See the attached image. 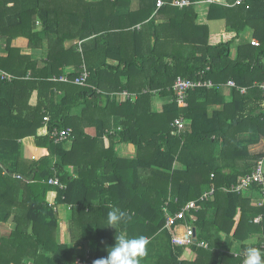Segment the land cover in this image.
<instances>
[{
  "label": "trees",
  "instance_id": "trees-1",
  "mask_svg": "<svg viewBox=\"0 0 264 264\" xmlns=\"http://www.w3.org/2000/svg\"><path fill=\"white\" fill-rule=\"evenodd\" d=\"M166 1L157 10L156 0H68V7L63 0H0V39L7 44L0 68L19 77L0 81V161L10 172L0 170V197L6 199L0 212L14 223L9 238L0 236V264H76L78 257L92 264L107 256L115 236L148 239L165 225L163 207L172 195L178 199L171 205L174 212L198 200L199 209L188 213L187 222L209 247L194 244L198 257L189 261L179 260L185 246L162 255L147 245L139 264H242L244 255L231 251L221 253L219 261L221 237L214 241L211 228L227 233L234 243L253 234L264 237V207L245 196L258 194V186L242 194L223 190L264 156V147L251 150L264 140V91L259 87L264 82V0L210 4L211 20L225 19L236 38L251 29L259 41L258 46L241 41L234 52V40L211 45L208 26L196 24L201 0L183 8ZM17 37L27 38L33 49H45L46 57L23 54L12 46ZM76 38L82 42L65 46ZM84 65L90 70L85 86L52 79L64 74L75 78ZM203 71L216 86L189 91L187 104L179 106L176 78L195 79ZM229 80L247 91L223 86ZM125 90L138 97L119 101L115 94ZM156 95L167 99L161 112L153 107ZM213 104L220 106L210 114ZM47 115L51 120L46 124ZM179 116L188 120L182 131L173 126ZM88 126L95 127L94 136L86 132ZM55 127L72 128V136L55 142ZM32 135L39 147L49 149L48 155L37 160L22 156L19 140ZM125 144L136 146L135 158L119 155L117 147ZM70 165L77 167L76 175L67 170ZM54 176L67 187L49 184ZM211 184L216 186L214 198L200 201ZM54 187L57 202L69 207V242L61 240V218L47 201ZM113 208L131 217L117 231L107 227ZM81 235L92 237L89 260L86 248L75 245Z\"/></svg>",
  "mask_w": 264,
  "mask_h": 264
},
{
  "label": "crops",
  "instance_id": "crops-1",
  "mask_svg": "<svg viewBox=\"0 0 264 264\" xmlns=\"http://www.w3.org/2000/svg\"><path fill=\"white\" fill-rule=\"evenodd\" d=\"M63 2L65 3V6L68 7V0H63ZM211 3L212 2H210L209 0H201L196 5V12L198 14V17L196 19V24L208 26V28H209V43L211 45H215V44H218L221 42H227L230 40H234V43H233V52H234L235 48H236L235 46H237L239 44V42H241V41H245V42L250 41L251 43H252V40L258 41V39L254 37L253 31L251 29H247L244 33H242L241 34L242 38H236L237 33L235 31H230L227 28V23H226L225 19H213V20H211L209 18L210 4ZM234 3L229 4V5L230 6L234 5ZM13 5H14V2L9 3V7L13 6ZM226 5H228V4L226 3ZM77 42L81 43L82 41H80V39H78V38L73 39V40H67L65 46L68 48L69 46H71L72 44L77 43ZM6 45L7 44L4 43L3 40L0 39V55H7V51L5 50ZM12 46L20 48L22 50L23 54H26V53L33 54L34 57L38 58L39 60H43V58L46 57V50L45 49H42V48L41 49H33V48H31V46L29 45V40L25 37L15 38L12 42ZM97 58L102 59L103 56L99 54ZM110 61L112 63H117V60H110ZM0 69H2V68H0ZM223 86H227V85L225 84ZM128 92H130V91H128ZM121 93L122 92L115 94V95H117V98L119 99V101H126L127 99H129V98H126L125 95H123V97H122ZM224 93L227 96L228 101H229L231 99V95H230L231 89L228 88L227 90H225ZM112 95H114V94H112ZM130 95H131V98H130L131 100H135L138 97V94L136 92H130ZM31 102L33 104H35L37 102L36 92L33 93L32 98H31ZM166 102H167L166 98H163L159 95H156L154 102H153V107L155 108L156 111L161 112L163 110V107L166 104ZM211 106H213L212 107L213 109H211V107H210L208 110V112L210 114L213 112L214 108L219 107L220 105H218V104L214 105L213 104ZM39 132L41 134H43L45 131L43 132L42 130H40ZM86 132L89 135L94 136L96 134V129L94 126H88L86 129ZM19 143L21 144V153H22V156L24 158L37 160V159L49 154L48 148L39 147L37 145L36 137L33 135L32 136H26V137L20 139ZM68 146H70V145H68ZM117 151H118L119 155H121L123 157H130L132 159L135 158L137 156V153H138V149L136 148V146H134L132 144L119 145L117 147ZM241 163L242 162H239L238 165H241ZM229 166H231V164H229ZM98 167H99V165L96 166L97 169H98ZM99 169H100V174H102L104 171L101 168H99ZM67 170L73 175L77 174V167H75L74 165L68 166ZM141 172L145 174V171H141ZM2 174H3V172H2ZM15 174L16 173H12L11 176L16 178ZM141 176L144 179L146 178V174L141 175ZM136 179L138 181H140L142 184V179L140 177H136ZM28 181H30V180H28ZM66 187H67V185H66ZM58 196H59L58 189H56L55 187L52 189H49V191L47 193V201L59 213V216L61 218V223H62V221L64 222L66 219L69 207L66 206V204L58 203L57 202ZM245 196L250 198L251 203H252V201L256 202V200L258 198V194L255 191H253L251 194H246ZM172 199L175 200L177 198H176V196L172 195V196H170V200H172ZM3 200H6V199L0 197V203L1 204H3ZM170 203L173 205L175 202H170ZM4 213H6V212H4V211L0 212V236L5 237V238H9L13 232L14 223H13V221H11L10 217L6 218V215ZM192 214H194V213H192ZM213 214H214L213 210H209L208 215H209L210 219L213 218ZM241 216H242V211L240 210L237 217H236L237 223L240 222ZM191 225H192V223H191ZM64 228L67 229L65 227V225L63 227H61L60 235H62L61 232L63 231ZM195 229H196V235L198 238V230H197V228H195ZM211 231L215 235L214 241H216V238L218 237V235L221 237V243H222L221 251L222 252H220L219 261H221V255H222L221 253H223V252L231 251L235 254V256L244 255V248L242 245L243 242L242 243H240V242L234 243L228 237L227 233L222 232V231L217 233V230L215 227L211 228ZM66 233H67V239L69 242V241H71V235H70L69 228H68ZM179 233H181V234L183 233V228H180ZM62 238H63V240L65 239L64 233L62 235ZM148 240H149L148 245L154 247V249H155L154 252L159 250V253L162 255L163 254L168 255L173 250V248H175V246H185L184 247V253L182 254L181 257H179V260L194 261L198 257L197 251H195L193 249L194 244H192V245H190V244L189 245H176L173 242V237H172L171 232L169 231V229H167L165 227V225L161 226L155 233L150 235ZM91 241H92V237L81 235L80 241L75 243V245L78 248H86V255H87L88 260L92 258V256H91V250H92ZM262 241H264V237L261 234H253L252 237L249 238L248 240H246L243 244H244V246H246L249 243H254L256 246H258ZM206 243H208V242H206ZM155 254H158V253H155ZM76 264H91V263H90V261H84L82 258L78 257L76 260Z\"/></svg>",
  "mask_w": 264,
  "mask_h": 264
},
{
  "label": "built area",
  "instance_id": "built-area-1",
  "mask_svg": "<svg viewBox=\"0 0 264 264\" xmlns=\"http://www.w3.org/2000/svg\"><path fill=\"white\" fill-rule=\"evenodd\" d=\"M212 2L213 0H209ZM246 0H236L234 5H241L244 4ZM167 4L166 0H156V8L159 10L161 7ZM173 5L178 6L180 8H183L185 6H189L192 4L191 0H175ZM198 4V3H197ZM252 44L258 46L259 42L256 40H252ZM204 71L200 73V76L195 79L187 78L182 75H179L174 84H173V90L175 92V101L178 103L179 106L184 107L187 104V98L189 96V91L194 90L196 88L206 87V88H212L216 86L215 82L211 79H206L204 77ZM90 76V71L86 68L84 65L82 67V72L79 76L75 78H70L67 75H61V76H53L52 79L56 81H63V82H72L78 85H87L88 84V78ZM15 78H19L15 76L14 74L4 70L0 69V81L7 80L12 81ZM227 86L236 88L242 93H245L247 91L246 87L239 86L234 80H229L226 83ZM259 87L264 91V82H261L259 84ZM126 96V98H131L130 92L127 90L123 91L121 93V96ZM51 120L50 116L47 115L44 117V121L47 124ZM188 125V120H186L183 116H179L174 120L173 126L178 128L180 131L185 130ZM72 128H58L55 127L51 134L54 137L55 142H64L68 140L72 136ZM0 170L3 172V174L10 173L8 169L5 167L4 163L0 161ZM16 177L22 178L20 174H15ZM211 177L214 178L215 174L212 173ZM49 184L59 186L61 189H65L66 185L61 182L60 178L58 176L51 177L49 179ZM254 185H257L258 190V198L255 202L258 206L264 207V158L260 157L258 160H256L255 166L253 170L242 176L237 183L232 184L231 186H225L223 187V190L227 192H233L242 194L245 191H248L252 189ZM216 193V186L215 184H211L210 187L203 192V194L200 197V201H205L208 199H213ZM178 199L175 200H167L163 207V211L165 213V227L169 229V231L172 234L173 242L176 245H189V244H196L198 247H204L208 248L209 244L206 242H201L197 239L196 230L195 227L188 224L187 222V215L188 213H191L193 211H197L199 209L198 206V200H190L188 201L183 207L177 211H173L171 209V203L175 202L177 203ZM262 220V214L258 215L255 218V222L259 223ZM180 228H183V233H179ZM259 248L264 250V241H262L259 245Z\"/></svg>",
  "mask_w": 264,
  "mask_h": 264
},
{
  "label": "clouds",
  "instance_id": "clouds-1",
  "mask_svg": "<svg viewBox=\"0 0 264 264\" xmlns=\"http://www.w3.org/2000/svg\"><path fill=\"white\" fill-rule=\"evenodd\" d=\"M131 219L130 215L113 208L107 217V227L114 229ZM149 240L144 236L129 237L126 234L115 236V243L107 247V256L95 259L92 264H139L140 259L147 255ZM242 264H264V250L249 243L244 249Z\"/></svg>",
  "mask_w": 264,
  "mask_h": 264
},
{
  "label": "rangeland",
  "instance_id": "rangeland-1",
  "mask_svg": "<svg viewBox=\"0 0 264 264\" xmlns=\"http://www.w3.org/2000/svg\"><path fill=\"white\" fill-rule=\"evenodd\" d=\"M264 147V140H260L258 143H256V144H253L252 146H251V150L252 151H254V152H256V151H258L259 150V148H263ZM263 158H264V156H262ZM259 159V158H258ZM257 159V160H258ZM65 225V227L68 229V225H67V221H62V223H61V227H63ZM65 229V228H64ZM63 229V231L61 232L62 233V235H63V233L65 234V239L63 240V238H62V235H61V240L62 241H66V240H68L67 239V229H65L64 230Z\"/></svg>",
  "mask_w": 264,
  "mask_h": 264
},
{
  "label": "water",
  "instance_id": "water-1",
  "mask_svg": "<svg viewBox=\"0 0 264 264\" xmlns=\"http://www.w3.org/2000/svg\"><path fill=\"white\" fill-rule=\"evenodd\" d=\"M196 230V229H195Z\"/></svg>",
  "mask_w": 264,
  "mask_h": 264
}]
</instances>
